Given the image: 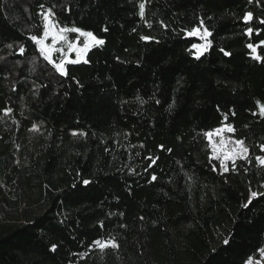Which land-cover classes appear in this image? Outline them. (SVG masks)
I'll use <instances>...</instances> for the list:
<instances>
[{"label": "trees", "instance_id": "1", "mask_svg": "<svg viewBox=\"0 0 264 264\" xmlns=\"http://www.w3.org/2000/svg\"><path fill=\"white\" fill-rule=\"evenodd\" d=\"M49 9L104 41L64 75L31 39ZM262 20L264 0H0V264L257 261ZM225 126L248 154L222 171L206 134Z\"/></svg>", "mask_w": 264, "mask_h": 264}, {"label": "rangeland", "instance_id": "2", "mask_svg": "<svg viewBox=\"0 0 264 264\" xmlns=\"http://www.w3.org/2000/svg\"><path fill=\"white\" fill-rule=\"evenodd\" d=\"M47 23V29L45 28V25ZM44 30L43 33L40 37L39 41H35L36 44V49L39 53V55H41L42 58H44V60L46 62H48L50 65L54 66V69H56L55 65L59 64L61 61H64V74H65V66L66 64H74V63H80V62H84L85 58H86V53L94 46L99 45V43H97L96 40H93L90 37H86L83 36L79 33L75 32V40L74 42H72L71 40L68 39L67 37V32H64L63 35L65 36V39L63 41L58 40L57 43L55 44V46H53L52 43V36L54 34H56L58 32V28L53 24L51 17L46 21L45 20V16H44V24H43ZM45 31L48 32V36L45 37L44 33ZM203 30L198 29L197 34L193 35L191 37H196L197 40V45H207L208 48V36L204 35ZM82 40L83 44L80 45L78 42L79 40ZM71 43L72 48L71 50L69 49V44ZM44 50V52L47 54L48 59L45 58V55L42 54L41 50ZM193 51H197L196 49H192ZM59 55V61L54 62L53 61V53L56 52ZM206 51V50H205ZM204 51V52H205ZM80 54L79 57L77 56V54ZM75 61V62H73ZM57 71V69H56ZM59 74H61L59 71H57ZM61 74V75H64ZM228 127H223L217 130H221V131H213L211 132L212 135L211 137H209L206 134L207 137V141L209 143V147L210 150H212V158L215 160V162L219 165L220 169L222 171H225L224 169L228 167L229 163H233L236 160H240V159H244L246 158L248 153H244L243 151H241L242 148H245L243 144H237L236 141L232 135H231V131L228 130ZM228 149H232L231 152H229V155L232 157V159L229 160H225L224 162V166L223 168L221 167L220 164V159H218L217 157L220 156L222 151H227ZM261 160H259V163L261 165L264 166V164H262L260 162ZM247 264H264V254H260V257L257 261H253V260H249L247 261Z\"/></svg>", "mask_w": 264, "mask_h": 264}, {"label": "snow or ice", "instance_id": "3", "mask_svg": "<svg viewBox=\"0 0 264 264\" xmlns=\"http://www.w3.org/2000/svg\"><path fill=\"white\" fill-rule=\"evenodd\" d=\"M41 7H43V6H41ZM144 7H145V5H144L143 3H141V4L139 5L141 18L144 17ZM52 15H53V13H52L51 9H49L47 13H44L45 20L47 21ZM250 15H251V14H246V15H245V17H244L245 21H247V20L249 19ZM261 23H264V20H262ZM45 28L47 29V23H46V25H45ZM67 31L76 32V33H79V34H81V35H83V36L90 37V38H92L93 40H96V38H95V36H94V34H93L92 32H84L83 30H81V29H79V28H75V27H73V28H71V29L61 28V29H59L58 32H57L56 34H54V35L52 36V38H51V39H52L53 46H55V44L57 43L58 40L63 41V40L65 39V36L63 35V33H64V32H67ZM197 31H198V29L194 28L191 32H188V33H186V34L189 35V36H193V35H196V34H197ZM251 31H252V29L249 28V29H248V32L251 33ZM204 35L207 36V35H209V33H207V31H205V32H204ZM44 36H45V37L48 36V32H47V31H45ZM31 39H33L34 41H39V40H40V37H38V36H32ZM141 39H143V40H148L149 37L142 36ZM96 42L99 43V44H103V43H104L103 40H98V41H96ZM261 43L264 44V41H262ZM191 47H192V49H196V50H197L196 53H195L197 59H199L200 56L203 55L204 51L207 49V45H197V44H192ZM248 47L251 48L252 51L255 53L256 48H255L253 45L250 44V45H248ZM71 48H72V45H71V43H70V44H69V49L71 50ZM221 51H223V49H222ZM41 52H42L43 55H45V58L48 59V56H47V54L44 52L43 49L41 50ZM224 54H225V55H229V53H227V52H224ZM79 55H80V54L78 53L77 56L79 57ZM256 58H259V57H256ZM73 62H75V61H73ZM63 65H64V61H61L59 64H56V65H55L57 71H59L61 74H64V67H63ZM9 111H10V110H9ZM261 112L264 113V106H261ZM225 119H226V117H225ZM228 130H229V131H232L231 128H229ZM217 131H221V130H217ZM207 135H208L209 137H211L212 133L209 132V133H207ZM236 143H237V144H243L242 141H236ZM261 150L264 151V145H261ZM231 151H232V149H228L227 151H222L221 154H220V156L217 157L218 159H220V164H221V167H222V168H223V166H224V162H225V160L232 159V157L229 155V152H231ZM241 151H243L244 153H247L248 149L245 147V148H242ZM260 162H261L262 164H264V159H261ZM224 170L226 171L227 169L225 168ZM152 179L155 180L156 177L153 176ZM83 183H84V185H88V184L90 183V181H88V180H84ZM258 195H264V193H257V192H255V191H252L251 194H250V197H249V203L251 202V200H252L253 198L257 197ZM243 206H244V207H247L248 205L245 204V205H243ZM94 243L100 245L101 248L107 247L109 244H110L112 247H118V245H116L114 241H109V242L104 243V244H102L100 241H94ZM224 243L227 244V243H228V240L225 239ZM56 247H57V246H56L55 244H53V245L51 246V249H52L53 251H55ZM258 251H260L262 254H264V249H259ZM249 259L251 260V258H249ZM246 264H247V262H246Z\"/></svg>", "mask_w": 264, "mask_h": 264}]
</instances>
